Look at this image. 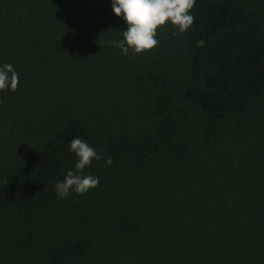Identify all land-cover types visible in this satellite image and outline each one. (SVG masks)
<instances>
[{
    "label": "trees",
    "instance_id": "trees-1",
    "mask_svg": "<svg viewBox=\"0 0 264 264\" xmlns=\"http://www.w3.org/2000/svg\"><path fill=\"white\" fill-rule=\"evenodd\" d=\"M191 14L123 55L110 0H0V264H264V0Z\"/></svg>",
    "mask_w": 264,
    "mask_h": 264
},
{
    "label": "clouds",
    "instance_id": "clouds-1",
    "mask_svg": "<svg viewBox=\"0 0 264 264\" xmlns=\"http://www.w3.org/2000/svg\"><path fill=\"white\" fill-rule=\"evenodd\" d=\"M196 0H110L112 13L122 18L126 28L121 38L111 41L121 54L127 55L131 50L139 54L153 49L158 40L159 27L170 24L178 32L189 29L194 21L191 14ZM19 83L18 73L10 63L0 64V91H14ZM68 150L76 157L73 168L68 169L62 180L55 183L56 195L64 199L70 193L85 194L99 184V177L86 173L85 169L101 155L96 148L80 137H73ZM112 158L104 159L106 167L111 166Z\"/></svg>",
    "mask_w": 264,
    "mask_h": 264
}]
</instances>
